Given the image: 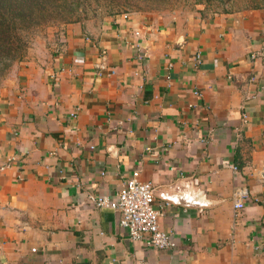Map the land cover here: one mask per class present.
Segmentation results:
<instances>
[{
    "label": "crops",
    "instance_id": "1",
    "mask_svg": "<svg viewBox=\"0 0 264 264\" xmlns=\"http://www.w3.org/2000/svg\"><path fill=\"white\" fill-rule=\"evenodd\" d=\"M49 57L0 84V264H264V9L76 24ZM134 172L173 249L90 201Z\"/></svg>",
    "mask_w": 264,
    "mask_h": 264
},
{
    "label": "rangeland",
    "instance_id": "2",
    "mask_svg": "<svg viewBox=\"0 0 264 264\" xmlns=\"http://www.w3.org/2000/svg\"><path fill=\"white\" fill-rule=\"evenodd\" d=\"M257 1L260 6L254 9L251 7L252 0H67L66 3H59L57 9L67 10L69 19L66 22L51 19L27 31L22 58L11 65L4 79L26 67L47 64L49 56L59 47L63 36L72 25L85 22L96 24L134 12L207 18L264 9V1Z\"/></svg>",
    "mask_w": 264,
    "mask_h": 264
},
{
    "label": "built area",
    "instance_id": "3",
    "mask_svg": "<svg viewBox=\"0 0 264 264\" xmlns=\"http://www.w3.org/2000/svg\"><path fill=\"white\" fill-rule=\"evenodd\" d=\"M255 56V54H251V59ZM234 196V208L242 209L244 207L243 201L247 198V192L245 190L240 191ZM89 199L97 208H109L119 212L121 216L120 227L127 231L131 240L145 241L148 246L158 250H169L175 247L171 234L163 231L160 227L159 218L161 214L154 207V189L150 183L139 180L138 172H134L131 178L125 182L116 200L94 196H90Z\"/></svg>",
    "mask_w": 264,
    "mask_h": 264
},
{
    "label": "trees",
    "instance_id": "4",
    "mask_svg": "<svg viewBox=\"0 0 264 264\" xmlns=\"http://www.w3.org/2000/svg\"><path fill=\"white\" fill-rule=\"evenodd\" d=\"M61 2L67 0H0V83L11 65L21 60L27 31L51 19H69L67 10L57 9ZM259 6L257 0H252V8Z\"/></svg>",
    "mask_w": 264,
    "mask_h": 264
}]
</instances>
